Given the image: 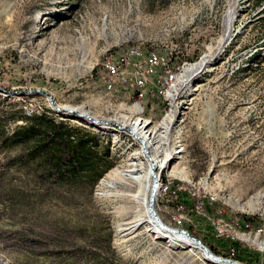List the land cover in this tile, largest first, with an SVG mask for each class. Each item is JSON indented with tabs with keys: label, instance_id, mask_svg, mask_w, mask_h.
<instances>
[{
	"label": "rangeland",
	"instance_id": "rangeland-1",
	"mask_svg": "<svg viewBox=\"0 0 264 264\" xmlns=\"http://www.w3.org/2000/svg\"><path fill=\"white\" fill-rule=\"evenodd\" d=\"M256 49L264 51V0H0V67L8 88L20 86L0 98V264H232L146 229L150 161L131 134L135 122L147 123L145 149L161 164L153 209L162 224L191 229L216 256L264 264ZM124 50L164 55L170 69L152 71L147 95L130 79L107 88L105 61ZM37 88L60 108L126 128L21 93ZM33 115L97 134L99 150L108 143L110 168L93 188L28 158L19 127ZM239 215L254 216L252 227Z\"/></svg>",
	"mask_w": 264,
	"mask_h": 264
},
{
	"label": "trees",
	"instance_id": "trees-1",
	"mask_svg": "<svg viewBox=\"0 0 264 264\" xmlns=\"http://www.w3.org/2000/svg\"><path fill=\"white\" fill-rule=\"evenodd\" d=\"M251 56H259L257 67L264 65V51L256 49L251 52ZM25 122L26 124L19 129L20 141L30 152L28 158L37 159L39 167L52 171L51 175L57 178H64L67 175L71 183L85 179L89 182V187L93 188L97 180L110 168L108 143L101 144L102 150L94 147L99 140L97 134L62 121H55L45 115H33ZM193 208L191 203L190 209L194 210ZM208 208L212 211L210 207ZM238 217L248 227H252L255 221L254 216ZM188 231L195 236L191 229ZM201 241L212 253L217 254L220 251L217 246Z\"/></svg>",
	"mask_w": 264,
	"mask_h": 264
},
{
	"label": "built area",
	"instance_id": "built-area-1",
	"mask_svg": "<svg viewBox=\"0 0 264 264\" xmlns=\"http://www.w3.org/2000/svg\"><path fill=\"white\" fill-rule=\"evenodd\" d=\"M151 56H159V64L151 63ZM107 80L106 86L108 89H113L116 82L129 81L131 86L135 89V94L147 95V86L152 77V71H158V69H170L164 67V55L156 52L144 51H129L124 50L115 58H108L105 61V68ZM4 73L1 71L0 67V98H6L7 89H20L19 85L16 88H8V82L3 77ZM165 78L159 79L160 84L164 82ZM137 82H144V89H137ZM222 233V230H219ZM7 264V263H3Z\"/></svg>",
	"mask_w": 264,
	"mask_h": 264
},
{
	"label": "water",
	"instance_id": "water-1",
	"mask_svg": "<svg viewBox=\"0 0 264 264\" xmlns=\"http://www.w3.org/2000/svg\"><path fill=\"white\" fill-rule=\"evenodd\" d=\"M21 93H40V94H44L50 100V103H51L52 108L54 110L59 111V112L69 113V114L74 112L73 110L67 109V108H62L61 109L54 102V100L52 98V95L49 92H47V91H43V90H40V89L37 88V89H34V90H31V89L22 90ZM76 116H78L80 118H84L85 117L86 119H88V121L91 124H95V125H98V123H101V122L107 123V121H103V120H98V119L92 118L90 115H88L86 113H77ZM139 143H140L141 150L145 154L149 153V151L146 150L145 147H144V141L140 140ZM148 158L150 159L149 156H148ZM155 169H156V165H155L154 162H152L149 171H150V175L153 177V183H152V190H151V194H150V198H149V202H148V206H147V211H148L149 215L154 219L156 225H158L159 227H161L163 229L169 230V231H175V232L186 234L190 240L194 241L197 245H199V247L205 253L207 258H209L213 262H222V261H224V262H229V263H232V264H237V262H235L233 260L214 255L205 245L202 244V242L199 239H197L196 237L191 236L186 230H183V229H172V228H169L167 225L162 224V222L160 221L157 213L153 209V203H154V199H155V196H156V193H157V189H158V185H159V178L156 177V174L154 173Z\"/></svg>",
	"mask_w": 264,
	"mask_h": 264
},
{
	"label": "bare ground",
	"instance_id": "bare-ground-1",
	"mask_svg": "<svg viewBox=\"0 0 264 264\" xmlns=\"http://www.w3.org/2000/svg\"><path fill=\"white\" fill-rule=\"evenodd\" d=\"M131 51H137V50H131ZM158 60L159 59H157L156 58V56H151V63L152 64H157L158 63ZM104 66H105V64H104ZM137 85H143V82H137ZM47 97V96H46ZM50 101V100H49ZM62 109V108H61ZM59 112V111H58ZM77 113H79V112H76V111H74V112H72V113H70V114H73V115H76ZM83 119H85V117L83 118ZM88 120V119H87ZM98 120H103V121H107V120H104V119H98ZM108 124H113V125H116L117 123H115V122H109V121H107V123H103V122H101V123H98V125L99 126H105V125H108ZM117 127L119 126L118 124L116 125ZM147 127V123L145 122V123H143L142 124V122H135L134 124H131V128H130V131H131V134L132 135H136V137H138L140 140H143V141H146L147 142V146H149V144L150 143H148V139H149V133L147 134V130H144L145 128ZM118 128H126V127H122V126H119ZM144 147H145V142H144ZM139 150H140V152H141V154H142V156L143 157H145L144 155H143V153H142V151H141V149H140V147H139ZM148 154V153H147ZM146 154V155H147ZM153 158H151L150 157V159L148 158V155L146 156V158H147V160H149L148 162H149V169H150V167H151V163L152 162H154L155 163V161H156V163H157V168H159L160 166H161V164L160 163H158V160L155 158V156H152ZM147 160H145L146 161V163L148 164V162H147ZM156 165V164H155ZM149 169L146 171V173H147V177L149 178V181L151 182V183H153V177L150 175V171H149ZM155 173V172H154ZM157 177V176H156ZM152 190V184L150 185V191ZM157 191H158V189H157ZM151 194V193H150ZM157 194V193H156ZM150 198V197H149ZM148 202H149V200H148ZM147 206H148V203L146 202L145 203V208H144V213H145V216H146V220H145V222H146V229L147 230H150V231H153V233H157L158 235H161V236H163V237H165V238H170V240L172 241V242H174V241H179V238L180 237H183V238H186V239H189L188 238V236L186 235V234H184V233H179V232H175V231H169V230H166V229H163V228H161V227H159L158 225H156V223H155V221H154V219L149 215V213H148V211H147ZM168 232H171V233H169L168 234ZM171 234H173V235H171ZM180 234H183V235H185V237L184 236H182V235H180ZM190 240V239H189ZM190 241H192V240H190ZM194 244V246H195V249L197 250V254L201 257V258H203V259H206V260H210L209 258H207V256L205 255V253L202 251V249L199 247V245H197L194 241H192ZM210 261H212V260H210ZM213 262V261H212ZM216 263H224V261H222V262H216ZM227 263H229V262H227ZM237 264H239V263H237Z\"/></svg>",
	"mask_w": 264,
	"mask_h": 264
}]
</instances>
